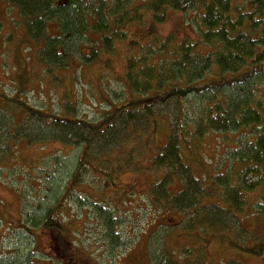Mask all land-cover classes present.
Listing matches in <instances>:
<instances>
[{"label": "rangeland", "instance_id": "obj_1", "mask_svg": "<svg viewBox=\"0 0 264 264\" xmlns=\"http://www.w3.org/2000/svg\"><path fill=\"white\" fill-rule=\"evenodd\" d=\"M193 17L197 14H183L169 9L164 20L155 25V34L160 39L173 35L176 41L196 39ZM49 35H60L55 21L49 25ZM97 35L91 33L88 37L98 40ZM77 39L72 37L69 44L73 52L79 46L81 51L90 48L89 40ZM42 47L43 42H34L29 38L18 10L0 0V264H52L51 257H57L47 255L48 247H51L48 246L50 232L57 233L56 230L33 229L30 221L35 220L27 221V216L39 217L42 209L54 205L66 187L70 188L69 178L84 147L74 144V140H79L67 138V135L63 137L68 141H62V134L56 132L60 128L51 124V116L46 115L93 123L106 112L120 108L133 99L124 91L122 83L113 79L106 83L110 89H104L108 102L99 105V95L90 90L83 73H79V79L73 73L76 61L72 62V66L70 61V67L63 71L54 67L53 74L47 73L50 67L37 58ZM132 53L134 51H128L125 44L119 45L112 62L109 61L110 66L118 69L125 56L138 55ZM150 62L151 58L148 59ZM91 72L98 73V70L94 72L92 66L84 67L86 77H90ZM74 78L84 84L74 82ZM257 85L261 92L264 91L262 82ZM230 91L224 89L221 94L229 98ZM262 95L260 98L264 107ZM207 97H187L185 105L188 113L184 117L179 114L176 102L158 107L157 110L161 111L153 110L152 115L142 112L132 134L127 133L122 125L113 126L104 132L107 133L105 139L100 136L94 145L92 142L85 148L87 159L98 160L100 156L98 164L104 169L110 167L112 177H108V185L93 174L82 176L86 183L75 187L62 199L64 217H72V222L87 227L86 234H79L77 246L72 248L69 244L70 250L62 252L61 258L68 256L65 263L264 264V232L257 233L256 230L261 223L258 221H264V213L259 217L255 206L246 210L252 200H256V195H245L243 209L237 213V219L226 211L220 224L215 227L210 224L209 217L215 213L223 214V210L212 207V204L224 206L219 196L234 187L235 181L238 183L236 173L248 166L242 164L238 156L242 146L253 140L251 136L256 131L250 126L235 131L206 130L195 134L194 125L204 117L207 102L203 99H209ZM221 98L219 96L218 100L221 101ZM13 99L20 103H15ZM109 103L111 107L108 110ZM25 104L43 111L44 116L39 118L24 113ZM177 120H183L191 127L184 134L187 145L181 143L178 157L174 156L169 167H164L169 159L164 165L159 161L163 158L157 159L156 155L166 145L170 125L173 130L178 127ZM122 123L121 118L117 124ZM89 132L85 129L82 132L85 140L89 138ZM115 134L118 137L112 136ZM100 143L102 147L99 149L97 145ZM162 155L163 151L159 157ZM129 162H134L133 168L116 170V167L121 169ZM172 164H175L176 170ZM111 169L114 170L111 172ZM217 177L226 183L227 189H216L215 184H209ZM183 186L189 188L190 198L197 192L202 194L191 214L185 207H175L173 200L168 199L165 203L163 198L165 191L173 196ZM92 200L102 201L105 209L95 208ZM108 200L112 202L110 208H107ZM205 205L211 207L205 209ZM108 210H111L110 214ZM100 213L110 221V215L114 218L110 225L112 231L104 235L105 239L100 236L103 232L100 221L95 219L97 215L101 216ZM58 234L70 243L68 229ZM255 240L260 251L248 252Z\"/></svg>", "mask_w": 264, "mask_h": 264}, {"label": "trees", "instance_id": "obj_2", "mask_svg": "<svg viewBox=\"0 0 264 264\" xmlns=\"http://www.w3.org/2000/svg\"><path fill=\"white\" fill-rule=\"evenodd\" d=\"M5 1L18 10L29 38L34 42H43L37 58L50 67L47 70L48 74H53L54 67L61 70L67 69L70 67V61L71 66L72 62L76 61L73 73L78 79L79 73H83L82 77L84 76V81L87 82L90 90L94 91V95H99L97 98L99 105L108 102V95H105L104 89H110L106 83L112 82L113 79L122 83L124 91L133 98L126 101L120 108H113L112 111L106 112L101 119L93 123L59 118L53 114L46 115L51 116L49 119L51 124L54 123L60 128L56 132L62 134L60 137L62 141H68L63 137L67 135V138L79 140V142L74 140L73 143L83 145L84 149L69 178L70 188L66 187L54 205L42 209L37 217L40 219L39 222L44 219V223L47 224L50 219H55L57 226H69L71 242L77 246L79 234H86L87 227L72 222V217L70 222L66 221L62 199H65L75 187H81L86 183L82 176L93 174L101 178L100 181H104L103 184H108V177H112L110 167L107 166L104 169L98 164L100 156L98 160L87 159L85 148L92 142L94 145L100 136L105 139L107 133L104 134V132L108 128L112 129L113 126L122 125L127 133L132 134L142 112L152 115L153 110L160 112L161 110L157 108L169 102H176L180 108L179 114L184 117V114L188 113L185 99L187 97L200 99L203 95L208 96L207 100L202 98L208 105L206 104L204 108L202 121L197 122V120L194 125L195 134L204 133L206 130L235 131L250 126L254 128L253 131H256L251 136L253 140L242 146L243 150L238 156L240 162L248 166L240 173H236L237 185L234 182V187H230L226 193L219 196L220 203L222 202L224 206L211 202L212 207L223 210V214L215 213L209 217L210 224L213 227L220 224L221 217H225L226 211L228 215L231 214L237 219V213L242 212L245 195H256V200L254 198L248 207H245L246 210L253 209L255 206V209L259 211V217L264 213V107L260 98L262 94L264 96V91L261 92L257 85L262 82V90H264V0ZM169 9L178 10L183 14L189 12L197 14V17H193L196 21V39L184 38L176 41L173 35L160 39L155 34V25L164 20L165 13ZM54 21L60 33L58 36L49 35V25ZM91 33L98 34V40H91L88 37ZM72 37H77V40L79 37L89 40L90 48L87 51H81L79 46L75 50L78 55L75 56L73 47L69 46ZM121 44H125L128 51H134L138 55L125 56L117 69L111 67L109 61L112 62V57L115 56L116 49ZM150 58L151 62L148 63ZM91 66L94 72L98 70V73L91 72L92 75L86 77L84 67ZM58 74L60 75V72ZM77 78L73 81H80ZM224 89H231L229 98L221 94ZM219 96L223 98L221 101L218 100ZM12 101L20 103L15 99ZM23 107L24 113L30 116L39 118L44 116L41 110L30 108L26 104ZM110 107L111 104H107L108 110ZM121 118L123 123L117 124ZM177 125L175 130L172 124L170 125L166 145L159 149L161 153L163 151V155L161 157H159L161 153L156 155L157 159L163 158L159 161L164 162V165L165 160L169 159L164 167H169L174 156L178 157L181 143L187 145L184 134L190 131L191 127L183 120H177ZM84 129L88 132L90 130L87 140L82 135ZM112 136L118 137V134ZM97 147L100 149L102 143ZM133 167L134 162H129L121 169L119 167L115 169L125 171ZM172 168H175V164H172ZM108 169L109 171H106ZM113 170L111 169V172ZM209 184H215L216 189H227L226 183L221 182L219 177L211 179ZM218 185L221 186L218 187ZM87 187L90 189L89 184ZM188 191L189 188L184 186L173 196L165 191L164 201L167 203L168 199L173 200L176 203L172 201L175 207L178 209L185 207L188 209V214H191L196 209V202L202 194L197 192L190 198ZM217 193L219 194V191ZM92 203L95 208L105 209L102 201ZM110 203L112 202L108 200L107 208H110ZM208 207L211 206H204L205 209ZM114 208L117 209V206ZM107 213L110 214L111 210ZM100 215H97L95 219L96 222L100 221V228L103 231L100 236L105 239L104 235L112 231L114 218L110 215V221L103 216V213ZM258 222L261 223L256 228L257 233L264 232V221ZM47 226L52 227L54 224L49 223ZM257 242V240L253 242L248 252L260 251Z\"/></svg>", "mask_w": 264, "mask_h": 264}, {"label": "flooded vegetation", "instance_id": "obj_3", "mask_svg": "<svg viewBox=\"0 0 264 264\" xmlns=\"http://www.w3.org/2000/svg\"><path fill=\"white\" fill-rule=\"evenodd\" d=\"M29 219L35 220V221H30L31 225L34 227L33 229H36L35 227H40L43 230H49V231L56 230V232H57V233L50 232L51 234H50L49 239H48V246L51 245V247H48L49 249L47 248L48 249L47 250L48 257L50 256V254H54L55 256H57L56 258L51 257V260L53 262L52 261H50V262H52V264H71L68 261H67V263H65V260H66V258H68V256H64L63 258H61V254H62V252H68L70 250L69 244L71 245L72 248L75 247V244H73L71 241H70V243H68V241L62 240L60 237V234H58V232L62 231L63 229H68L70 231L69 226H65V227L57 226L58 223L55 221V219H50V221L47 224L53 223L54 226L48 227L47 224L44 223V219H41V222H39L40 219L31 217V215L27 216V221ZM63 221H65L64 218H63ZM66 221L70 222L71 220L66 219ZM71 260L74 261L73 258ZM83 264H86V263H83Z\"/></svg>", "mask_w": 264, "mask_h": 264}]
</instances>
